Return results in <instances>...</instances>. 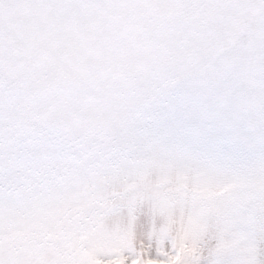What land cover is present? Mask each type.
<instances>
[{"label": "snow or ice", "instance_id": "snow-or-ice-1", "mask_svg": "<svg viewBox=\"0 0 264 264\" xmlns=\"http://www.w3.org/2000/svg\"><path fill=\"white\" fill-rule=\"evenodd\" d=\"M0 264H264V0H0Z\"/></svg>", "mask_w": 264, "mask_h": 264}]
</instances>
